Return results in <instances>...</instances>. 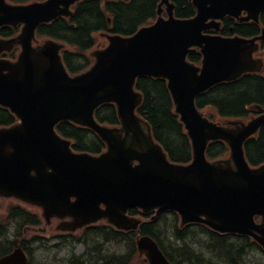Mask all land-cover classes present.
<instances>
[{"label": "water", "instance_id": "95a60500", "mask_svg": "<svg viewBox=\"0 0 264 264\" xmlns=\"http://www.w3.org/2000/svg\"><path fill=\"white\" fill-rule=\"evenodd\" d=\"M77 1L12 6L0 0V28L25 24L18 38L0 39V54L15 44L23 49L17 62L0 59V105L21 121L0 128V196L42 207L49 221L71 218L63 230L104 219L119 229H137L139 221L126 216L128 209L149 213L158 208V214L178 212L182 225L204 223L220 233L252 236L264 246V166L251 169L243 152L244 141L264 124V115L231 130L204 118L195 105L197 96L215 84L262 69L253 53L264 30L253 39L203 32L219 29L216 20L238 18L242 11L248 16L241 21L259 22L264 0H193L198 14L189 20L175 19L174 6L162 0L168 20L160 16L130 38L109 37L110 45L94 52L95 65L71 77L59 55L61 44L49 40L34 48L32 40L41 23L70 16L69 7ZM195 47L204 55L202 68L187 61ZM143 76L168 80L176 111L193 141L191 165L170 164L149 124L136 115L142 95L134 86ZM105 103L117 105L122 128L96 121L94 113ZM64 120L91 128L107 144V152H73L71 142L55 131ZM220 139L229 143L231 158L210 163L206 145ZM256 215L263 217L262 224L255 222ZM138 248L150 264H170L152 238L139 239ZM27 260L19 246L0 264Z\"/></svg>", "mask_w": 264, "mask_h": 264}, {"label": "trees", "instance_id": "16d2710c", "mask_svg": "<svg viewBox=\"0 0 264 264\" xmlns=\"http://www.w3.org/2000/svg\"><path fill=\"white\" fill-rule=\"evenodd\" d=\"M22 2L28 0H12ZM122 1V0H120ZM176 5L175 14L178 18H191L196 11L190 0H172ZM159 0H131L129 3L120 2L117 4H107L106 12L112 16V26L107 21L106 12L100 9V1H85L80 4L74 17L65 21L63 19L52 24L51 26H42L39 30L40 35H47L59 40H63L77 47V52H65V62L73 73H78L86 69L90 60L84 55L94 45V34L99 31H108L111 33L132 34L135 33L141 25L156 16V9ZM74 25V26H73ZM264 27V14L262 23L237 24L233 19L228 18L224 22L222 34L231 36L240 34L245 37L257 36ZM17 33L10 27H4L0 31L2 37H12ZM190 61L199 64L201 54L193 53L189 56ZM137 90L144 94V101L139 108L141 114L152 126L154 137L159 141L170 158L178 163H189L192 160V149L188 136L185 133L179 116L174 112V106L171 95L167 88V82L162 79H153L150 77L140 78L136 84ZM264 105V79L258 76H246L237 83L230 85H221L207 95L198 99L200 108L214 106L219 114L224 117L246 116L249 112L246 107L252 104ZM97 119L107 125H119L116 107L112 104L102 106L96 112ZM17 122L15 116L5 108L0 107V127H9ZM58 131L66 138L74 141V149L79 152H89L99 154L105 149V144L90 130L76 126L70 122H62L57 127ZM229 149L223 142L217 141L210 144L208 156L212 159L225 157ZM246 153L249 161L253 165L264 163V127L257 139H251L246 143ZM14 219H24L27 225H38L39 222L31 217L28 212L17 208L14 212ZM138 214L137 210L132 211ZM176 219L177 215L173 214ZM166 215L154 222L142 226V234L150 235L157 240L161 249L168 259L175 264H196L197 260L205 264L204 255L198 253L195 243L190 241L195 238L188 235L192 226L180 229L173 220V230L171 233L163 227L161 220ZM11 218V217H10ZM168 219V218H167ZM166 221V220H165ZM209 238L207 242V251L220 260L221 264H260L249 260L246 252L257 247L248 238H230L229 236L218 235L203 225L195 226ZM5 231L0 228V257L10 252L16 242L5 239ZM193 235V234H191ZM84 237L90 242L103 241L120 244L119 250L122 249V243L125 242L130 246L124 255H116L114 252H106L100 246H94L88 249L87 256L74 257L69 264H98L100 261L105 264H130L132 256L136 254V233H123L115 231L106 226L92 227L86 230ZM238 239V240H231ZM81 241V238H77ZM88 243V241H87ZM27 242L23 246H28ZM203 250V248H199ZM113 255H110V254ZM94 262L92 259H94ZM215 259V260H216ZM209 264H212L211 262Z\"/></svg>", "mask_w": 264, "mask_h": 264}, {"label": "rangeland", "instance_id": "374dc122", "mask_svg": "<svg viewBox=\"0 0 264 264\" xmlns=\"http://www.w3.org/2000/svg\"><path fill=\"white\" fill-rule=\"evenodd\" d=\"M98 37L99 42L102 45H106L107 41L101 40L99 37V35H96ZM70 49H72L71 47H69ZM98 48V47H97ZM96 49V47H95ZM216 115L215 112H210ZM16 204H20L22 207L26 208L27 210H29L30 212H33L35 214H38L39 216L41 215V210L39 208L33 207V206H28L25 204H22L20 202L14 201V200H1L0 199V218L1 216L4 214L2 212L1 209H4L7 207L10 208L13 205ZM169 218V219H167ZM163 220H161L163 227H165L167 229V231L169 233L172 232L173 230V217H167ZM166 220V221H165ZM45 221L42 219V224L41 227H46L47 226V233H45V235H42V233H35V232H31V231H27V229L24 228L23 222L22 221H18L16 223V225L14 227L9 228V241L13 240V236L18 232L20 234H24L21 238H26V239H31L33 236H44L46 238V241L40 245V243H38L37 245H34L33 248V254H32V260H31V264H69V260L70 258L77 257V256H82L84 254H86L87 250L89 249V247L87 246H83L80 244L74 245V244H68V245H63L62 243H59L56 239V237H58L59 235H61L63 232L59 231L58 228V224L59 221L56 219L51 220L50 224L48 225L46 223L45 225ZM192 231L188 234L191 237L196 238V240L198 241H194L193 239H191L190 241L194 242L195 244V248L196 251H199V248H203V252L206 253V248H207V242L209 241L208 238H203L202 235L199 234L198 229L196 228H192ZM24 232V233H23ZM77 234H80V231L77 232ZM193 234V235H191ZM201 238V239H200ZM96 244H98L97 246H100L102 250H106V252L110 253V252H114L116 253V255H124L127 250H128V246L126 244L122 245V249L119 250V248H116V243L114 242H109V243H103V241H95V242H91L90 246H96ZM247 257H249V260H252L253 262H257L260 264H264V253H262L260 250L257 251H253V252H246ZM110 255H113L112 253ZM213 261L216 259V256L213 254L212 251H207L206 253V258H205V263L209 264L210 261ZM95 258L92 259V261L94 262ZM145 257L144 256H140L138 253L133 257V259L131 260V264H147L145 262ZM220 262V260L217 258L215 260V263ZM98 264H105V262H99ZM221 264V263H218Z\"/></svg>", "mask_w": 264, "mask_h": 264}, {"label": "flooded vegetation", "instance_id": "af4514ba", "mask_svg": "<svg viewBox=\"0 0 264 264\" xmlns=\"http://www.w3.org/2000/svg\"><path fill=\"white\" fill-rule=\"evenodd\" d=\"M2 210V209H1Z\"/></svg>", "mask_w": 264, "mask_h": 264}]
</instances>
